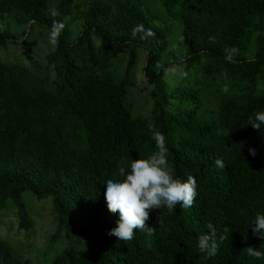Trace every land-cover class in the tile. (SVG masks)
I'll list each match as a JSON object with an SVG mask.
<instances>
[{"label": "trees", "instance_id": "1", "mask_svg": "<svg viewBox=\"0 0 264 264\" xmlns=\"http://www.w3.org/2000/svg\"><path fill=\"white\" fill-rule=\"evenodd\" d=\"M156 1L165 21L150 0H0V48L30 49L32 37L64 23L44 69L33 55L31 67L0 58V226L13 208L20 230L34 227L30 193L53 203L51 243L69 242L50 264H264L247 251L264 250L250 228L264 211V126L250 124L264 109V0ZM226 48L236 49L231 62ZM141 60L152 107L135 115ZM171 67L181 76L167 77ZM154 131L197 195L186 209L161 206L159 223L146 221L153 235L135 229L119 240L100 182L156 151ZM201 234L215 241L214 255L198 249ZM0 264L28 261L0 239Z\"/></svg>", "mask_w": 264, "mask_h": 264}, {"label": "clouds", "instance_id": "2", "mask_svg": "<svg viewBox=\"0 0 264 264\" xmlns=\"http://www.w3.org/2000/svg\"><path fill=\"white\" fill-rule=\"evenodd\" d=\"M63 28V22L53 23L49 32L51 45L58 43V36ZM235 52V48H226L224 58L231 62ZM175 70V67L166 69L167 72H175ZM228 90V85L225 84L223 91L228 92ZM250 124L255 129H261L264 126V109L254 112V115L250 117ZM149 128H155L154 122H149ZM152 138L155 140L156 151L147 158L132 159L129 165L120 163L119 175L100 182L106 186L104 196L107 207L119 214L117 226L108 229L119 240L133 239L135 229L145 231L149 236L153 235L155 228L146 224L149 209H160L164 206L169 211H173L178 203L186 209L193 205L197 195L198 185L193 176L189 175L187 179H182L174 175L169 165L164 134L161 131H154ZM249 151L255 155V149H249ZM216 163L223 167L222 160H217ZM209 227L212 226L209 225ZM250 228L255 235L264 239V211L254 214ZM197 247L207 255H214L217 249L215 241L209 234H201L198 237ZM247 251L254 258L264 256V250L261 248L256 250L253 247H247Z\"/></svg>", "mask_w": 264, "mask_h": 264}, {"label": "rangeland", "instance_id": "3", "mask_svg": "<svg viewBox=\"0 0 264 264\" xmlns=\"http://www.w3.org/2000/svg\"><path fill=\"white\" fill-rule=\"evenodd\" d=\"M153 9L159 14L160 17L165 21L166 16L160 9L161 5L156 0H150ZM171 21L168 22V24ZM25 28L20 29L19 34H24ZM180 27L174 24L171 30L172 47H177V40L180 36ZM30 46L28 47H16L9 45L7 49L0 48V58L6 62H17L22 61L28 66H33L30 55L36 59L38 65H42V69L46 66L45 56L49 51L55 47L49 43V32L44 31L37 37H32L30 40ZM125 58H118L117 64L120 69L124 68ZM143 60L140 61L137 67V78L135 86L132 88L131 95L133 101H135V112L134 114L146 115L151 111V102L147 93L151 89V85L146 81V77L143 74ZM175 72H170V75L181 76L183 68H175ZM24 198L26 204L32 210V216L35 224L29 231L19 229V220L16 214V210L10 208L3 216V221L0 226V239H5L11 242L16 249L21 252L23 260H27L28 264H50L54 258V255L59 253L61 250L66 248L69 243L65 238L61 239L56 243H51L52 236L56 232V218L53 203L50 199L38 200L30 193H25ZM148 220L150 224H157L160 221L158 217L157 208L149 209ZM57 248V251L52 250L53 247Z\"/></svg>", "mask_w": 264, "mask_h": 264}]
</instances>
